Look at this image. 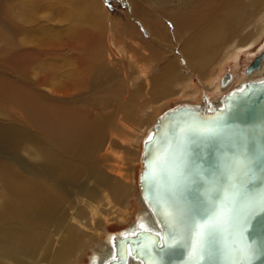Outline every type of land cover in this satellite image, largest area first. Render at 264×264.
<instances>
[{
	"label": "rangeland",
	"instance_id": "374dc122",
	"mask_svg": "<svg viewBox=\"0 0 264 264\" xmlns=\"http://www.w3.org/2000/svg\"><path fill=\"white\" fill-rule=\"evenodd\" d=\"M256 1L235 0V10L230 11L227 0H34L33 5L32 0H0V85L7 90L4 96L0 94V133H13L17 140L15 147H0V161L47 185L65 202L68 216L63 228L53 231L52 255L61 239L68 237V225L89 233L70 234L72 241L62 264H88L91 254H101L108 232L125 229L143 210L137 185L141 140L159 114L179 103L213 101V73L238 74L231 89L244 80L264 76V71L252 77L253 73H245L264 51V2L257 5ZM204 10L208 17L233 12L232 20L225 23L223 18L217 25V35L197 42L196 49L206 53L203 63L208 61L209 66L203 72L190 64L184 75L178 74L177 67L163 70L169 58L173 66L184 59L187 48L182 45L188 35H196L194 43L202 37L206 25L198 15ZM174 14L188 17L191 26L173 30L170 18ZM255 38L259 39L255 45L243 52L234 47ZM110 46L116 52L111 58ZM87 69L88 79L94 74L102 76L100 93L91 97L85 95L91 84L80 87L77 83ZM102 69L104 73H100ZM21 96L44 104L51 100L72 110L73 118L93 122L95 133H102L104 139L84 166L104 173L111 185H127V195L115 199L111 187L95 177L55 188L56 182L40 173L42 160L32 149L35 142L21 135L36 137L43 148L56 129L35 114L31 103L25 108L26 103L18 102ZM69 157L73 163L78 161L76 156ZM52 255L43 264H52Z\"/></svg>",
	"mask_w": 264,
	"mask_h": 264
},
{
	"label": "water",
	"instance_id": "95a60500",
	"mask_svg": "<svg viewBox=\"0 0 264 264\" xmlns=\"http://www.w3.org/2000/svg\"><path fill=\"white\" fill-rule=\"evenodd\" d=\"M263 59L264 51L246 73ZM150 136L140 185L158 230L141 222L114 236L107 264H264V78L230 91L220 106L165 112Z\"/></svg>",
	"mask_w": 264,
	"mask_h": 264
},
{
	"label": "bare ground",
	"instance_id": "6f19581e",
	"mask_svg": "<svg viewBox=\"0 0 264 264\" xmlns=\"http://www.w3.org/2000/svg\"><path fill=\"white\" fill-rule=\"evenodd\" d=\"M228 1L231 6L230 11H234L235 0H227V2ZM262 2H264V0H257L256 4L259 5ZM33 4L34 0H32V5ZM232 14L233 12L225 17L214 13L212 16L208 17V13L205 10L202 14H199V20H201L206 25L203 29L202 37L194 43V38L196 35H188L182 45V47L187 48V50L182 54L184 59L177 61L173 66V59L169 58L163 64V70L170 67H173V69L174 67H177L178 74L184 75L186 74L187 69H190L191 64L196 66L199 71H205L209 66V63L208 61L203 63L202 56L206 58L208 57L206 56V53H199L197 51V42H205L208 37L217 35V32H215L217 25L223 20V18H225V23H227L228 20H232ZM23 17L24 15L22 12V18ZM170 20L173 23L172 27L175 31H179L187 26H191V20L188 17H183L179 14H174ZM258 37L259 35L257 38ZM257 40L259 39L255 38L250 41L247 40V42L243 45L238 44L237 42L234 44V47H236L238 52H243L244 50L254 46ZM110 48L111 53L109 58H111L112 55H116L114 49L111 46ZM209 48L211 53L212 47L209 46ZM87 71V75H84L83 78L80 77L77 83L80 87H84L82 85L84 83H86V85L87 83H90L91 86L89 87V91H87L85 95L91 97L92 95L100 93L101 86L98 84V81L102 79V76L100 74H94L91 78H89V80V70L87 69ZM262 71H264V59L262 60L260 67L251 72L253 74L246 73L245 69L246 74H251L250 77L262 73ZM100 73H104V70L102 69ZM238 78H240L238 74L235 76L229 73L225 76H222V72L217 74L213 73L210 82V89L212 91L210 94L213 95V101L208 100L205 103H179L159 114L155 120V123L147 128L146 133L141 140V166L138 173L137 183L143 210L137 213L133 223L125 229L119 232H108L106 234L105 244L102 243L101 245L104 246V249L100 251L101 254H98L97 252L91 254L88 264H107L114 249L113 237L119 236L123 233L125 234L134 232L141 222H145L151 228L158 230L157 222L154 219L151 206L147 204L146 198L143 196L140 180L141 172L144 168V140L153 133L155 125L157 124L161 115L181 105H193L196 107H201L202 109H211L213 106H220L222 105V99L227 93L232 90L239 89L247 81L261 80L264 78V76L244 80L231 89L230 86H232V84L237 81ZM222 80L224 85L221 84ZM77 83L72 82L71 84L73 87H79ZM153 86H156L155 82L152 85V89L155 90V87L153 88ZM0 87H2V89H0V94L4 96L5 91L7 90L4 86L0 85ZM228 88H230V90L220 97V95ZM68 90L66 91L67 93L70 92V87H68ZM49 92L54 93L60 91L50 89ZM21 98L22 99H18L17 101L26 103L25 108L28 106L27 103H31L36 109L35 114L40 118H44L46 120L45 123L53 125V127L56 129L54 136L51 137V140L49 141L50 143L43 148L39 146L36 137L30 138L26 135H21L22 138L26 140L32 139L35 142L34 146L32 147L33 153L37 155V158L40 162L42 160L43 164V166L42 164L40 166V168L42 167L40 173L45 175L49 180L55 181V188L60 187L64 189L66 184L81 183L80 180L82 177H95L101 183L103 182L104 184H107L111 187V191L115 199H121L127 195V185H111L110 180L107 179L108 177L105 176L104 173H96L97 170L95 168H88L84 166L88 157L97 154L98 150L102 146L101 142L104 139L102 133L99 135L95 133V124L93 122L91 123L89 121H85L84 119H80L81 117L78 119L73 118L75 115L72 110L68 111V107H61L60 105L53 103L51 100L44 104L35 99L31 100L27 97H24L23 99V96H21ZM64 99L71 102V99L68 97ZM147 99H144V101L147 102ZM150 99H148L149 102ZM69 113H71L72 120H69ZM67 133H69V135H67ZM15 138L16 137L13 135V133L1 132L0 147L3 145L15 147L17 141ZM51 146L54 148L53 151L50 149ZM157 148L158 146L155 150V158L157 157V153L160 151V149ZM106 150H109V146L106 148ZM87 151L91 152V154L86 155ZM69 155H73L74 157L76 156L78 161L73 163ZM154 160L157 162V159ZM154 160H152V163L156 165ZM0 180L2 181V190H0V264H43V262L51 258L52 250L56 244V238L54 239L55 236L53 237V231L55 229L63 228L66 223L68 210L64 206L65 202L61 201L55 192H50V188L47 185L43 184L39 180L25 175L22 171L10 169L2 161H0ZM66 233L68 234V237L64 239L62 236L64 240L62 241L61 239V245L59 246L60 248L57 251L55 250L56 253L54 252L52 255V264H62L64 260H66L67 250L72 241V239L69 237L71 233H73V235H76L77 233H86L89 235V233L85 232L83 229H81V227H77L72 224L67 226ZM39 253L41 256L38 259L37 256ZM129 264L141 263L134 258H130Z\"/></svg>",
	"mask_w": 264,
	"mask_h": 264
},
{
	"label": "snow or ice",
	"instance_id": "6c2138e0",
	"mask_svg": "<svg viewBox=\"0 0 264 264\" xmlns=\"http://www.w3.org/2000/svg\"><path fill=\"white\" fill-rule=\"evenodd\" d=\"M152 139H153L152 136H149L148 137V141L149 142H151ZM251 163H252V158L251 157H246L245 160H244V168H245V170H250ZM211 229H212V226L211 225H208L207 226V231L210 232ZM201 235L203 236V232L201 233ZM169 246H171V245H169L168 243H166L164 246L161 247V251H163L164 248H167ZM208 248H209V245L206 242L202 243V246H201V254H203L204 251H207ZM244 254L247 256V255L253 254V252L249 248V249H245L244 250Z\"/></svg>",
	"mask_w": 264,
	"mask_h": 264
}]
</instances>
